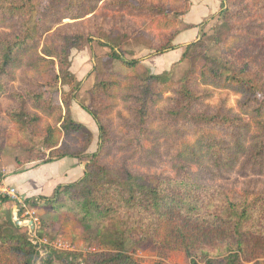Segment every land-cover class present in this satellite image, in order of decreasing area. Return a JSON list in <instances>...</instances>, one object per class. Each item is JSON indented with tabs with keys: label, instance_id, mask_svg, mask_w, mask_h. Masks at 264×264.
Here are the masks:
<instances>
[{
	"label": "trees",
	"instance_id": "16d2710c",
	"mask_svg": "<svg viewBox=\"0 0 264 264\" xmlns=\"http://www.w3.org/2000/svg\"><path fill=\"white\" fill-rule=\"evenodd\" d=\"M188 4L0 0V155L11 146L29 156L22 164L83 163L77 180L25 199L40 218L39 237L78 247L46 246L45 264H170L173 252L190 264H264V190L219 182L233 173L264 177V0H221L198 25L180 21ZM192 27L200 32L183 46L182 78L111 69L115 60L138 64L125 57L127 42L158 55ZM93 40L110 51L81 105L98 131L87 155L93 137L71 117L70 65L72 51ZM215 92L225 94L214 100ZM159 162L167 173L153 171ZM37 255L4 201L0 264H35Z\"/></svg>",
	"mask_w": 264,
	"mask_h": 264
},
{
	"label": "rangeland",
	"instance_id": "374dc122",
	"mask_svg": "<svg viewBox=\"0 0 264 264\" xmlns=\"http://www.w3.org/2000/svg\"><path fill=\"white\" fill-rule=\"evenodd\" d=\"M67 22H71V21L70 20L63 21V23H67ZM212 22L213 21H211V20L208 22L209 28H210ZM209 28L206 31L208 33L210 32ZM124 50H125V54H124L125 57L127 59H130V58L137 59L139 61L138 64L134 67L128 68L123 63L115 60L114 62H112V65H111L112 70L120 71L123 74H131V75H138V76H146V75L151 74V73H149V70L142 64V62H140V58H138L137 55L140 52H142V53L147 52L149 54H152L153 56H156L155 54H153L150 50L142 48V46H140L137 42H135L133 40L127 42ZM109 51L110 50L108 47L101 45L96 40L91 41L81 51H76V50L72 51L70 71L74 74V76L76 78V82L73 85V86H76V91H75V95H74V97L70 103V113H71L72 119L75 120L76 122H78V121H77V109L75 107L77 105L81 106L82 104H87L89 102L91 87H92L93 83L98 80L99 76L105 70L104 59L106 58V54ZM131 54H133V56H131ZM158 55H160V54H158ZM177 63H180V66H178L173 73L165 75L164 79L176 80V79L182 78V76L186 70V67H187V62L185 60L180 61V59H179V62H177ZM70 89H71V86L62 87V90H64V91H68ZM224 94L225 93L215 92L214 100L216 99V96L224 95ZM227 96H228V105L234 106L235 99L237 98V96L232 94V93H228ZM53 99L55 101L61 100L60 90L59 91L57 90V92H55L53 94ZM71 106H72V109H71ZM119 106H120V103H119ZM85 128L88 131H90L86 126H85ZM91 134H92V132H91ZM92 137H93V134H92ZM97 138H98V131H97ZM97 138H96V135L93 137L92 142L90 143V145L86 151L87 155L92 154L96 150V148L94 149L92 147H94V144H96V147H97V142L95 143ZM90 149H93V151ZM28 158H29V156L27 154L22 153V151L16 150V149L12 148L11 146H5L4 150L2 151V153L0 155V175L3 172L14 171V170H16V168H19V167L31 169L34 166L39 165V164H37L38 161H33L30 163H23L22 164V161L24 162ZM76 161H79V160H76ZM45 167H47V166H45ZM45 167H41L40 170H43V168H45ZM168 169H169V167L166 163H160L158 166H156L153 169V171L157 172V173H159V172L167 173ZM219 182L226 184L231 188L238 189V190H242V189L264 190V177L263 176H256V175L250 174V175L243 177V176H240V175L233 173V174L228 176L227 180L219 181ZM35 216L38 217L39 223H40L39 216L37 214H35ZM22 227H24V226H22ZM39 228H40V226H39ZM44 237H46L52 245L57 240L64 241L60 235L53 236L51 234L50 235L47 234ZM64 243H67V242L64 241ZM68 245L72 248L74 247V248L78 249V247L75 245L74 246L70 245V244H68ZM79 249L84 250V248H82V247H79ZM37 250H38L39 255L36 256L35 264H45V260H46V255H45L46 251L45 250L46 249L39 247V248H37ZM135 253L138 256L146 259L147 261H150L154 258L153 256H151L146 251L135 250ZM167 261L170 264H190V260H186L183 257L182 253H180V252L171 253L170 256L168 257ZM56 263L57 262L55 260V264Z\"/></svg>",
	"mask_w": 264,
	"mask_h": 264
},
{
	"label": "crops",
	"instance_id": "0c3cea01",
	"mask_svg": "<svg viewBox=\"0 0 264 264\" xmlns=\"http://www.w3.org/2000/svg\"><path fill=\"white\" fill-rule=\"evenodd\" d=\"M219 6L220 0H189L188 10L181 16L180 21L183 24L198 25L214 15ZM208 28L209 25L205 27L204 31H207ZM199 32V27L183 30L173 40L174 49L156 56L140 52L137 57L140 58V62L149 70V73L154 75L171 74L180 66V63L177 62L181 57L183 46L197 39ZM75 108L77 109V121L86 126L92 132L93 137L96 135L97 138V126L91 116L80 105ZM92 148L95 149L96 144ZM90 150L93 151V149ZM80 162L64 158L51 163L39 164L31 169L19 167L14 171L3 172L0 175V183L16 187L26 198L39 195L48 196L58 184L73 182L82 176L83 163ZM41 167L45 168L40 170Z\"/></svg>",
	"mask_w": 264,
	"mask_h": 264
},
{
	"label": "built area",
	"instance_id": "2783aa9c",
	"mask_svg": "<svg viewBox=\"0 0 264 264\" xmlns=\"http://www.w3.org/2000/svg\"><path fill=\"white\" fill-rule=\"evenodd\" d=\"M25 199L26 197L16 187L0 183V205L4 201L9 202L13 221L19 226H24L28 229L30 241L37 248L42 247L45 249L46 246H50L60 250H72L73 248L62 240H57L52 245L46 237L37 235V229L40 226L39 219L35 216L34 210L26 204Z\"/></svg>",
	"mask_w": 264,
	"mask_h": 264
}]
</instances>
